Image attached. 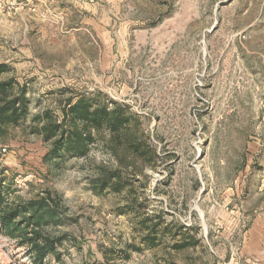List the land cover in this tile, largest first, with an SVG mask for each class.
Here are the masks:
<instances>
[{
    "label": "rangeland",
    "instance_id": "374dc122",
    "mask_svg": "<svg viewBox=\"0 0 264 264\" xmlns=\"http://www.w3.org/2000/svg\"><path fill=\"white\" fill-rule=\"evenodd\" d=\"M0 64L29 100L0 127V191L55 199L46 264H264V0H0ZM80 98L126 106L159 154L121 192L94 187L104 133L45 161L36 117ZM32 262L0 230V264Z\"/></svg>",
    "mask_w": 264,
    "mask_h": 264
},
{
    "label": "trees",
    "instance_id": "16d2710c",
    "mask_svg": "<svg viewBox=\"0 0 264 264\" xmlns=\"http://www.w3.org/2000/svg\"><path fill=\"white\" fill-rule=\"evenodd\" d=\"M8 70L7 65L0 64V75ZM14 90L13 82H0V127L17 126L27 118L29 100L26 90L24 87L16 93ZM63 112L60 122L49 112L36 117L38 125L33 131L50 145L45 161L87 157L97 137L106 134L105 146L117 163L112 170L101 167L94 181L97 191L110 189L121 192L126 185L122 171L128 174V178L136 179L137 171L134 174L132 171L136 170L137 162L144 165L157 163V150L141 133L138 118L123 104L114 102L109 108L80 98L76 102H68ZM55 203L51 194L16 203L0 191V230L8 238L16 240L20 247L26 248L32 264H46L51 256L63 263L58 248L64 245L66 236H52L47 231L50 224H57L61 219Z\"/></svg>",
    "mask_w": 264,
    "mask_h": 264
}]
</instances>
